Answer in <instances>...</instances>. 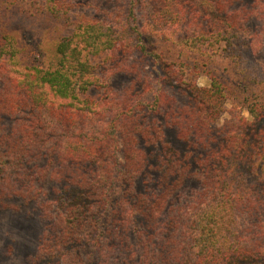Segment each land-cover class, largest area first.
<instances>
[{
  "label": "trees",
  "instance_id": "obj_1",
  "mask_svg": "<svg viewBox=\"0 0 264 264\" xmlns=\"http://www.w3.org/2000/svg\"><path fill=\"white\" fill-rule=\"evenodd\" d=\"M17 1L24 17L36 19L41 41L33 64L23 65L10 12L15 4L0 0V201L37 199L42 189L36 184L49 180L51 169L52 180L70 184L55 200L58 219L53 234L43 235L33 264L55 260L57 264H94L97 253H103L105 221L117 228L115 233L134 227L142 243L139 264H264V237L257 234L261 243L249 234L244 236L235 226V217L229 218L236 203L256 209L250 196L264 171V79L257 66L242 58L244 43L257 46L249 38L247 25L259 17L264 21V1L256 0L254 9L258 5L262 11L255 12L233 10L234 2L226 0H148L151 30L138 24L134 0L125 17L116 11L101 12L102 7H90L79 16L86 0ZM101 1L102 6L111 2ZM110 4L113 7L114 2ZM89 11L106 13V17L90 16ZM150 32L173 38L178 32L184 48L201 56L224 54L232 69L230 81L213 77L210 86H198L188 79L184 64L159 51ZM46 33L53 36L49 51L42 40ZM123 48L153 62L158 84L152 102L140 100L135 86L118 97L103 81L100 68ZM228 86L237 88L241 101L237 105L247 109L249 117L238 118L217 149L207 144L210 153L202 160L200 175L210 192L198 194L193 211L179 217L185 240L176 242L171 234L163 236L159 225L167 199L190 180L189 162L162 146L159 166L164 194L133 198L134 180L147 160L137 136L162 141L154 137L160 128L152 130L140 122L137 112L159 113L170 99L176 100L170 92L176 87L194 104L196 116L183 114L186 125L203 136L225 112ZM44 160L47 164L40 166ZM116 194L120 198L115 201ZM224 204L228 216L220 213ZM138 220L144 229L138 230ZM86 248H90L88 254ZM105 257L101 264L108 261L109 255Z\"/></svg>",
  "mask_w": 264,
  "mask_h": 264
},
{
  "label": "rangeland",
  "instance_id": "obj_2",
  "mask_svg": "<svg viewBox=\"0 0 264 264\" xmlns=\"http://www.w3.org/2000/svg\"><path fill=\"white\" fill-rule=\"evenodd\" d=\"M10 1L15 4L14 6H10V12L13 19L12 27L16 34L19 35L21 48L20 60L23 65L33 64L38 56V44L41 41L38 38L39 25L36 19L31 17L27 19L21 14L18 10V6L20 5L19 1ZM86 1L83 6H80V10L78 11L79 16L86 9L102 7L100 9L101 12L104 9L110 12L116 11L125 17L129 8L128 4L131 0H111L110 3L114 2L113 7L110 6L112 5L110 3L109 5L102 6L99 0ZM134 1L138 6V24L143 26V30H151L152 25L148 21L150 7L148 0ZM226 1L228 3L231 1L234 2L233 10L247 8L255 12H257L256 10L262 11L258 5L254 9L257 4L256 0ZM101 2L106 3L105 0ZM89 12L90 16L98 14V17L102 20L106 17V13H96L97 11ZM157 24L165 25V23L159 22ZM157 24L156 26H158ZM247 29L250 34L249 38H252L254 43L257 44L256 48L262 47L256 51L253 44L247 41L243 45V51L245 50L246 55H243L242 58L248 59L250 64L257 66L259 75L264 79V21L260 17L253 19L252 23L247 25ZM150 33L154 34L159 51L167 58H170L171 61L184 64L188 79L198 86L203 88L210 86L213 77L219 80L230 81L229 77L231 76L232 69L227 63L228 61L223 58L224 54L207 57L193 52V49L184 48L185 44L180 43L181 40L178 32L174 38L164 32ZM52 38L53 36L50 33H46V36L42 37V40H45L46 45H44V48L47 51L53 48ZM124 50L125 48L113 54L112 58L107 60L104 66L100 68L103 81L108 82L109 88L118 97L125 96L128 90L132 86H135L134 94L138 95L140 100L152 102L158 84V74L153 62L147 58H141L136 52H132L131 49ZM102 57L104 58V56ZM98 59H95V61ZM122 65H125V67H121ZM242 65L246 67L245 62ZM228 87L229 98L226 100L225 112L203 135L205 136V141L198 130L196 132L195 129L186 125L187 119L183 114L187 117V114L196 116L194 113V104L176 87L170 90L176 100L170 99L169 105H164V109H161L159 113L153 115L146 112V110H139L137 112L139 118L142 119L140 122L152 126V130H155V128L158 130L160 128V134L158 130L154 137L162 141L153 142L146 135L143 137L142 135L137 136L138 148L145 153L147 160L144 169L134 180L133 190H131V196L133 198L138 199L143 195L155 198L164 194L163 184L161 182L162 173L160 172L159 166L160 156L164 153L162 146L171 148L179 155L186 157L189 162L190 180L185 186L174 190V193L167 199L166 207L162 214V221H160L159 225L164 232L163 236L171 234L174 236L173 240L176 242L185 240L183 237L185 231L182 228V220L179 217L185 214L189 215L193 211L196 207L198 194L206 193V196H208L210 192V189L208 190L204 185V180L200 175L202 160L207 158L210 153V150L206 148L207 144L211 146V150L217 149L225 133L234 126L237 119L240 117H249L247 109H243L241 105H237L241 102L237 88L234 86ZM120 159L122 162L124 161L122 153L120 154ZM46 164L47 161L44 160L40 166H45ZM54 164L60 167L61 163L55 160ZM54 167L55 165L52 168ZM51 172L52 169L49 172V180L45 183L39 180L36 184L37 188L42 189L37 199L29 200L27 198L21 199L14 197L0 201V264H33L35 257L38 255L37 252L40 244H42L41 239L43 235L45 233L53 234V225L58 219V216L54 213L57 211V205L55 208V200L57 202L59 196L69 189L70 184L65 182V180L59 182L52 180L50 178ZM257 181L254 184L253 193L250 196V200L256 204L255 210L247 209L246 205L243 206L238 203L235 206L233 205L232 215L227 209V204L219 207V210L223 216L230 213V219L235 217V226L244 236L249 234L250 237L255 238L254 240H259V242L263 243V239L258 238L257 234L264 237V171L259 174ZM119 198V194L113 196L115 201ZM207 199L213 198L207 197ZM50 204H53V208L50 207ZM18 206H22V209L18 211L13 209ZM6 207L12 208L6 209ZM173 218L176 220L179 219L178 222L173 223ZM135 222L138 230L144 229L140 220ZM116 229L112 224L106 223V221L103 223V253H97L98 257H96V262L93 263L101 264L106 259L105 256L109 255L106 264H139L142 256L140 246L142 243L134 232V227H132L133 232L119 230L115 233ZM89 251L90 248L84 250L87 254ZM45 264L48 263L46 262ZM52 264H57V261L55 260Z\"/></svg>",
  "mask_w": 264,
  "mask_h": 264
}]
</instances>
